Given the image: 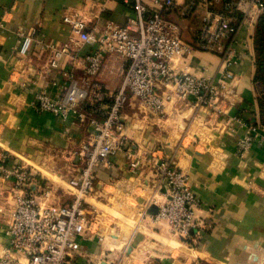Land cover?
<instances>
[{"label": "crops", "instance_id": "1", "mask_svg": "<svg viewBox=\"0 0 264 264\" xmlns=\"http://www.w3.org/2000/svg\"><path fill=\"white\" fill-rule=\"evenodd\" d=\"M83 6L102 7L98 24L106 20L123 24L131 10L120 0H0V257L9 243L7 225L16 195L25 190L40 198L44 183L55 187L58 203L74 194L67 180L78 175L82 166L74 152L92 125L87 120L73 122L72 115L62 120L38 112L33 103L40 89L56 97L67 81L64 73L76 78L83 75L71 69L67 58L57 68L49 67V52L40 44L42 39L66 43L70 29L61 14L64 8ZM223 7L216 5L217 10ZM202 14L200 7L188 18L176 11L169 16L181 27L182 39L193 46L189 55L171 65L215 76L224 68L221 50L203 51L195 44ZM263 16L255 6H250L249 19L242 11L232 16L240 25L235 64L230 66L235 77L213 107H192L173 98L162 113L141 110L134 100L122 110L124 132L136 148L154 156L169 155L189 174L191 189L202 201L198 214L207 226L197 245L165 242L169 236L164 227L150 217L155 205L140 217V204L153 195L156 179L150 164L141 162L131 170L120 152L109 166L94 171V189L84 203L92 213L94 232L86 231L80 238L72 264H264V144H254L241 160L236 155V139L245 133V125L234 121L236 134L225 131L228 118H239L259 125L264 134L260 107L264 87L257 78L255 44ZM33 29L37 32L29 52L21 56L16 51L18 34ZM91 49L85 45L82 52ZM123 63L119 57L105 56L92 82L106 94L117 92ZM2 155H6L4 160ZM16 166L35 174L24 190L15 187L13 176H6ZM159 197H165L163 190Z\"/></svg>", "mask_w": 264, "mask_h": 264}, {"label": "built area", "instance_id": "2", "mask_svg": "<svg viewBox=\"0 0 264 264\" xmlns=\"http://www.w3.org/2000/svg\"><path fill=\"white\" fill-rule=\"evenodd\" d=\"M131 6L123 24L106 20L98 24L102 7L64 8L61 19L70 29L66 43L40 41L49 52L48 66L57 68L67 58L71 69L80 71V78L71 72L60 86L56 97L46 89L35 93L34 108L49 112L73 122L88 121L92 130L86 134L74 152L82 164L78 175L67 180L74 190L72 198L64 203L56 201V190L44 183L40 198L26 192L35 174L22 166L7 171L15 178V187L24 190L16 195L7 225L9 243L3 249L0 264H72L79 252V240L86 231L94 232L92 213L85 206V197L94 189L95 169L109 166L111 158L123 153L128 168L136 170L140 163L150 164L156 179L153 195L140 204V217L146 216L151 205L156 212L152 222L162 225L169 237L187 245H197L206 223L198 214L202 201L192 191L189 174L173 158L162 154L154 156L146 149L136 148L124 132L122 110L134 100L144 111L162 113L165 103L177 98L192 107H213L227 82L235 75L230 66L235 64V45L240 25L232 21L236 11L250 18V6L264 13L263 0H120ZM222 3L223 9L216 5ZM203 9L200 27L195 37L197 48L213 52L220 49L223 71L219 75L178 70L171 64L193 51V46L182 39L179 24L169 16L177 12L181 18L192 16ZM0 19V27H2ZM36 29L20 32L17 53L26 56ZM92 47L83 53V46ZM105 56L123 60L121 86L112 94L92 82L102 68ZM89 98H93L89 102ZM108 99L109 103L103 102ZM103 102V103H102ZM234 121L245 125V133L236 139V155L244 160L254 144H264V134L257 124H248L239 118H228L225 131L236 134ZM6 155H2L4 160ZM164 191V198L160 194Z\"/></svg>", "mask_w": 264, "mask_h": 264}, {"label": "trees", "instance_id": "3", "mask_svg": "<svg viewBox=\"0 0 264 264\" xmlns=\"http://www.w3.org/2000/svg\"><path fill=\"white\" fill-rule=\"evenodd\" d=\"M255 44H256L257 62H258L257 78L259 80H262V84L264 87V16L262 17V19H260L257 26ZM260 107L262 114L261 122L264 125V91L260 97Z\"/></svg>", "mask_w": 264, "mask_h": 264}, {"label": "rangeland", "instance_id": "4", "mask_svg": "<svg viewBox=\"0 0 264 264\" xmlns=\"http://www.w3.org/2000/svg\"><path fill=\"white\" fill-rule=\"evenodd\" d=\"M49 177H50V176H49ZM50 179H51V177H50ZM167 238H168V240H165V242H167V243H171V244H173L174 242H178V239L175 238V237H167ZM192 247H195V245L192 246Z\"/></svg>", "mask_w": 264, "mask_h": 264}, {"label": "water", "instance_id": "5", "mask_svg": "<svg viewBox=\"0 0 264 264\" xmlns=\"http://www.w3.org/2000/svg\"><path fill=\"white\" fill-rule=\"evenodd\" d=\"M151 212H153V213L156 212V206H153V207H152Z\"/></svg>", "mask_w": 264, "mask_h": 264}]
</instances>
